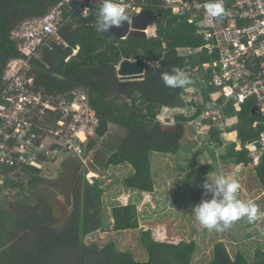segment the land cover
Here are the masks:
<instances>
[{"label": "trees", "instance_id": "obj_1", "mask_svg": "<svg viewBox=\"0 0 264 264\" xmlns=\"http://www.w3.org/2000/svg\"><path fill=\"white\" fill-rule=\"evenodd\" d=\"M62 1L0 0V89L8 61L22 56L17 42L12 40L13 31L28 19L45 16ZM99 7H91L86 15L82 11L75 13L59 31L63 42L54 43L53 49H46L41 58L33 59L36 80L47 95L84 91L99 120L94 135L88 139L87 151L96 152L100 142L106 141V147L97 151L107 157V167H132L124 180L127 191L153 193L156 186L153 153L179 154L186 139V125L195 123L204 108L214 107L211 94L216 91L209 85L210 74L202 70L189 74L193 85L174 90L165 87L161 73L170 71L173 66L181 68L186 63L196 67L212 61L214 56L204 48L205 41L197 34L196 27L170 9L162 8L163 18L155 36L115 39L96 32ZM139 59L147 62L143 79L119 76L118 66L123 61ZM196 96L202 100L195 101ZM224 102L227 106L222 113L226 119L211 126L205 143L213 155L218 148H224L221 158L226 163L253 165L258 185L264 190V150L259 163L254 165V157L247 148L264 132L261 117L255 112V100H247L239 112L225 97L217 99L218 104ZM164 108L170 109L165 121L159 117ZM257 121L260 123L255 127ZM111 125L124 134L108 136ZM226 132H237L241 148L236 139L226 141ZM89 171L87 167L79 176L72 190L73 199L90 193L101 213L104 180L93 177L91 181L87 177ZM22 174L28 178L26 184L9 176L0 189L2 192L19 189L17 201L8 207L0 204V264H193L198 250L195 240H160L153 236L151 229L141 236L148 255L145 260L137 259L131 251L120 250L114 241L102 247L96 242H87L88 236L96 230L86 227V218L94 207L87 203L81 209L74 208L64 223L57 225L56 198L35 189L42 178V169L26 167L12 177ZM110 215L109 224L114 231L140 227L135 203L116 205ZM209 264H264V248L258 247L250 260L243 251L232 256L226 245L218 242Z\"/></svg>", "mask_w": 264, "mask_h": 264}, {"label": "built area", "instance_id": "obj_2", "mask_svg": "<svg viewBox=\"0 0 264 264\" xmlns=\"http://www.w3.org/2000/svg\"><path fill=\"white\" fill-rule=\"evenodd\" d=\"M121 2L131 18L148 8L170 9L187 18L204 39V48L214 59L196 67L186 63L180 69L188 74L200 70L209 73V85L216 88L211 94L214 107L204 108L195 122L201 130L206 128L205 134L213 124L226 119L222 111L227 102L218 104L220 97L231 102L236 112L247 100H255L264 125V0H224L227 14L220 20L207 15L205 0ZM93 6H100V0H63L45 16L28 19L13 31L12 40L17 42L22 56L8 61L0 89V186L23 168L43 169L44 163L57 161L65 152H74L86 165L92 161L95 150L88 152L86 146L99 120L88 95L82 90L68 95L45 94L36 80L32 61L41 58L44 50L53 49L54 43L63 42L59 31L75 13L82 11L86 15ZM153 27L157 30V25ZM168 112L170 109L164 108L159 117L167 120ZM247 148L257 165L264 150V132Z\"/></svg>", "mask_w": 264, "mask_h": 264}, {"label": "rangeland", "instance_id": "obj_3", "mask_svg": "<svg viewBox=\"0 0 264 264\" xmlns=\"http://www.w3.org/2000/svg\"><path fill=\"white\" fill-rule=\"evenodd\" d=\"M152 28L154 31L149 35L155 36L156 28ZM195 101L200 102L201 97L196 96ZM186 113L189 114L188 110ZM205 130L206 128L201 130L197 123H189L186 125V139L179 154L153 153V175L156 181L153 193L127 191L124 180L131 173L132 167L129 165L107 167V157L97 151L106 147V141L100 142L88 165L74 152L62 153L57 161L44 163L42 178L35 184V189L38 191L42 189L56 198V215L59 218L57 225L64 223L72 209H81L80 207L90 203L94 208L86 218V227L96 230L88 236L87 242H96L102 247L114 241L120 250L133 252L139 260L148 258L141 240L142 233L148 229H151L153 236L160 240L171 242L195 240L198 243V250L193 264H209L214 246L218 242H223L232 256L243 251L251 260L258 247L264 248V190L258 185L253 165L239 167L224 162L221 158L224 148H218L215 155L211 153L205 143L207 138ZM114 134L124 133L111 125L108 136ZM224 138L226 141L238 140L239 148L241 147V140L238 139L236 132L226 134ZM87 167L93 171L87 174L91 181L93 177L104 180V208L101 213L90 193L78 195L75 200L73 199V187L77 185L79 176ZM217 174H224L239 182L241 187L238 198L244 201L252 200L259 206L257 220L249 223L247 218H242L224 232L208 231L200 225L191 214L192 206L202 199L211 198L210 194L203 195L202 184L207 176L211 180ZM20 177L11 176L12 179L21 180L26 184L28 178L23 174ZM1 188L3 189L4 185L0 186ZM18 191V188L0 191V204L8 207L11 202L17 201ZM28 191L27 195L30 196L31 191ZM125 203H135L138 206L140 227L135 230L114 231L109 224L111 209Z\"/></svg>", "mask_w": 264, "mask_h": 264}, {"label": "clouds", "instance_id": "obj_4", "mask_svg": "<svg viewBox=\"0 0 264 264\" xmlns=\"http://www.w3.org/2000/svg\"><path fill=\"white\" fill-rule=\"evenodd\" d=\"M203 7L207 15L220 20L227 13L224 0H205ZM132 26V18L121 0H100V7L96 13L95 30L98 34L110 33L113 28ZM165 87L169 89H183L194 84L193 78L173 66L170 71L161 73ZM240 184L236 179H230L224 174H217L215 178L208 176L202 184L203 195L210 199H202L192 206L191 214L208 231L224 232L235 222L247 218L254 222L258 218L259 206L252 200L244 201L238 198Z\"/></svg>", "mask_w": 264, "mask_h": 264}, {"label": "water", "instance_id": "obj_5", "mask_svg": "<svg viewBox=\"0 0 264 264\" xmlns=\"http://www.w3.org/2000/svg\"><path fill=\"white\" fill-rule=\"evenodd\" d=\"M163 18V10L145 9L132 17V26H127V22L123 28H113L110 33L105 35L115 39H126L128 36L146 39L150 37L149 29ZM147 62L143 59L125 60L118 67V74L126 79H143L146 73ZM255 112L257 113L256 109Z\"/></svg>", "mask_w": 264, "mask_h": 264}, {"label": "bare ground", "instance_id": "obj_6", "mask_svg": "<svg viewBox=\"0 0 264 264\" xmlns=\"http://www.w3.org/2000/svg\"><path fill=\"white\" fill-rule=\"evenodd\" d=\"M153 31H154V29H153V28H152V29H151V28L149 29V33H152ZM81 137H82V138H85V135H84V133H81Z\"/></svg>", "mask_w": 264, "mask_h": 264}, {"label": "crops", "instance_id": "obj_7", "mask_svg": "<svg viewBox=\"0 0 264 264\" xmlns=\"http://www.w3.org/2000/svg\"><path fill=\"white\" fill-rule=\"evenodd\" d=\"M156 31V30H155ZM233 164V163H232ZM241 165H239V167H240Z\"/></svg>", "mask_w": 264, "mask_h": 264}]
</instances>
